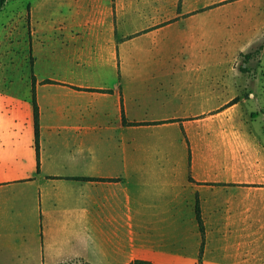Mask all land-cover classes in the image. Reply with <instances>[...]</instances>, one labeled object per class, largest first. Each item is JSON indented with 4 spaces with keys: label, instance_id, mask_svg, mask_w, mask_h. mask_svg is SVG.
<instances>
[{
    "label": "crops",
    "instance_id": "0c3cea01",
    "mask_svg": "<svg viewBox=\"0 0 264 264\" xmlns=\"http://www.w3.org/2000/svg\"><path fill=\"white\" fill-rule=\"evenodd\" d=\"M177 34L161 44L167 53L139 54L137 72L115 75L121 44L113 33L94 45L81 41L78 54L53 53L63 45L33 47L38 73L25 95L14 96L20 100L9 101L13 113L24 106L31 120L0 122V183H27L30 221L22 225L18 212L1 215L0 264H33L42 256L92 264L264 258L262 243L242 228L256 225L264 211L262 131L244 123L236 101L227 104L224 75H210L209 60L178 53L203 44L179 42ZM94 48L96 57L84 53ZM75 59L86 62L77 73ZM55 134L56 142L47 139Z\"/></svg>",
    "mask_w": 264,
    "mask_h": 264
},
{
    "label": "rangeland",
    "instance_id": "374dc122",
    "mask_svg": "<svg viewBox=\"0 0 264 264\" xmlns=\"http://www.w3.org/2000/svg\"><path fill=\"white\" fill-rule=\"evenodd\" d=\"M89 1L8 0L1 8L0 122L31 120L27 119L24 106L13 113L9 101L20 100L14 96L25 95L30 90L32 75L38 73L33 65L35 45H63L59 50L55 47L53 53L78 54L81 41L90 40L94 45L97 41L109 40L113 33L115 43L121 44L116 49L111 70L115 75L137 72L139 54L145 57L167 53L161 44L171 41V36L177 32L179 42L203 44L195 50H179L178 53L184 56L195 52L193 57L209 60V74L224 75L221 78L226 83L227 104L236 101L243 111L244 123L262 131L264 137V0H92L97 1L93 8ZM87 28L94 29L91 36ZM123 42L129 43L126 49ZM144 46L148 48H140ZM84 53L95 56L101 52L94 48ZM217 58L223 61L215 66L213 61ZM62 62L66 65L68 59L64 57ZM71 62V72L75 73L86 65L76 59ZM234 93L235 98L228 97ZM47 139L56 142L57 136ZM26 185L24 180L0 183L1 219L7 211L18 212L22 225L30 221L26 214ZM260 196L264 194L259 193ZM259 214L256 225L242 228L244 234L264 246V211L259 210ZM14 254L15 251L9 252L10 256ZM257 263L264 264V258L258 257ZM33 264H92V261L42 256L36 257Z\"/></svg>",
    "mask_w": 264,
    "mask_h": 264
},
{
    "label": "trees",
    "instance_id": "16d2710c",
    "mask_svg": "<svg viewBox=\"0 0 264 264\" xmlns=\"http://www.w3.org/2000/svg\"><path fill=\"white\" fill-rule=\"evenodd\" d=\"M7 1L8 0H0V10ZM263 78H264V71H263ZM32 115H33L32 117H33V127H34V141L33 142H34V148L37 152L38 151V138L39 137H38V112H37L36 106L33 107ZM263 124H264V117H263ZM199 229H200L201 233L203 234V227L201 225L200 219H199ZM128 264H151V262H149L147 260L135 259Z\"/></svg>",
    "mask_w": 264,
    "mask_h": 264
}]
</instances>
